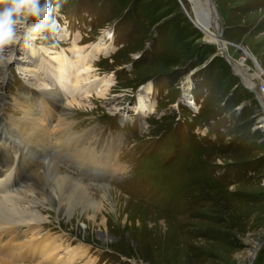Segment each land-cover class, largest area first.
Listing matches in <instances>:
<instances>
[{"label": "rangeland", "instance_id": "1", "mask_svg": "<svg viewBox=\"0 0 264 264\" xmlns=\"http://www.w3.org/2000/svg\"><path fill=\"white\" fill-rule=\"evenodd\" d=\"M212 1L231 60L255 74L257 64L264 73V0ZM58 2L57 27L42 32L37 49L65 51L71 64L76 61L71 51L76 37L84 54L90 45L106 39L113 51L92 63L91 81L111 77L108 93L103 98L94 93L87 99L76 96L73 106L61 111L46 98L33 100L35 88L26 84L15 65L6 70L9 77L0 70V143L9 138L12 147L30 152L34 145L23 127L41 124L53 144L46 162L53 161L59 174L88 187L100 210L77 208L67 218L35 204L46 222L22 229L35 240L19 247L23 242L15 237L14 225L7 226L0 235V258L8 250L15 264H34L42 254L31 255V248L44 236L60 245L57 259L75 248L85 249L78 264H264V130L258 129L263 107L219 54L221 48L206 41L195 26L191 2ZM32 23L29 18L17 26L20 39L15 46L4 47L3 54L15 50L16 58H23V38ZM64 27L68 38L62 36ZM45 63L34 81L47 84L42 87L46 94H56L60 81ZM261 82L264 75L257 77L256 86L260 88ZM190 98L198 109L192 108ZM71 99L62 95L60 105L65 107ZM140 100L147 110L136 109ZM27 102L36 105L38 119L32 114L24 117L20 109L23 103L31 109ZM43 112L47 116H41ZM66 125L72 136L83 137L79 146L92 149L96 156L113 147L121 171L88 173V168L60 155L54 148L61 144L56 135ZM35 135L29 132L30 137ZM27 175L30 172L13 187L23 190L33 183ZM94 212L96 224L108 222L107 228L87 225ZM251 252H257L255 257Z\"/></svg>", "mask_w": 264, "mask_h": 264}, {"label": "bare ground", "instance_id": "2", "mask_svg": "<svg viewBox=\"0 0 264 264\" xmlns=\"http://www.w3.org/2000/svg\"><path fill=\"white\" fill-rule=\"evenodd\" d=\"M189 1L191 2L194 12V24L204 34V39L211 44H216L220 48L223 47L226 50V44L219 39V35L221 34V25L215 7L211 6L207 0ZM29 26L30 25H28L27 28ZM61 31L64 38H68L70 36L67 28L64 27L61 29ZM41 38H44L43 33L33 34L32 39H29L28 37L23 38V58H16L17 51L15 50H11L10 54L7 56L3 54V48L0 49V70H2V74L7 76L6 74L8 73L6 70H8L11 65H15L20 71V74L22 75V78L26 84H30L35 89L40 90H33L35 95L33 100L38 102V100L46 98L50 101L53 108L61 109V111L63 108L67 109L73 106L72 104L75 103L76 96H79L80 98L82 97V99H87L93 93L96 94L97 97L103 98L106 96L109 90L108 87L112 82V78L108 77L97 81H91L93 71L92 63L98 59L99 56L107 55L109 52L113 51V46L108 44L106 39H102L96 44L90 45L88 52H85L84 54L83 49H80L77 44L79 37H76L72 43L71 49L73 53H76V61L75 63L71 62L70 64L66 59L65 51H57L52 47H41L37 49L36 39ZM15 44H17V42ZM12 46L13 44L8 45L7 47ZM219 50L221 52V49ZM247 54L253 59L251 54ZM68 59L70 60V58ZM45 61L48 63L45 64L50 67L52 75L57 76L56 78L60 81L59 86L61 90L56 94H46L43 92V89L47 84H38L39 79L34 81L36 77V71H38L40 67L44 65ZM256 66L258 68V73H249L248 68L244 67L243 63L233 62L235 73H237V75L239 74L238 76L241 78L243 83L246 84L244 85L249 90L257 87V77L264 75L261 70L262 68L260 69L259 65L257 64ZM191 88L192 83L190 80H188L185 86V91L187 94H189V90H191ZM149 92H151V89H149ZM62 95H64L66 98L67 96L72 97L69 102L70 104H65V107L60 105L62 103L60 102L62 100ZM50 98L52 99L50 100ZM258 99L261 102L264 111V95L259 94ZM188 102L192 104V108L198 109V104L196 105L194 103L193 98H190ZM27 105H29L31 109L25 107V103H23L24 108L20 109L23 112L24 117L30 116L31 114L37 117V110H34L36 109V105L31 106V103L28 102ZM142 108H146L147 110L149 106L140 100V103L137 105L136 109L139 112H142ZM151 109L152 107L150 110ZM58 112L60 111L57 110V113ZM47 114V112H43L41 116L45 117ZM36 119H38V117ZM260 122L262 125L259 126L258 129L261 128L264 130V116L261 118ZM2 123L3 120L0 111V127L2 126ZM42 124L44 125V123ZM67 125L60 131L59 135L55 134L56 138L61 140V144L59 146H54V148L59 151L60 155L70 158L71 161H75L79 168H88V173L91 171L100 174H114L121 171V167L117 165L113 159L115 155V149H113V147L108 150H103L104 152L100 156H96L92 149L79 146L83 137L72 136V128L68 129ZM69 126H72V124ZM41 128V124L35 123H27L23 127V132L28 138L27 141L34 145L30 152L18 149L15 145L12 147L11 142L8 144L10 141L9 138H4V141L7 143H0V235L7 230V226L14 225V234H16L15 237L20 242H23L22 245L21 243L17 244L19 247L28 245V242L35 240H31L30 238L26 237L24 231L22 230L23 227L29 224L32 225L46 222V217L42 216L41 211L35 207V204L42 205V207H47V209L50 208L59 217L65 216L67 218L74 214L77 208H80L83 211L99 212L100 210V207L97 205L98 203L96 202L97 204H95V202H93V200L90 198L91 196L89 195L90 193L88 187L84 186V184L82 185L79 182H76L68 175L59 174L58 168L55 166V164H53V161L52 163L46 162L48 161L49 157L47 149H52L53 144H49L50 140L48 139V134L46 131H44L45 129ZM29 132H35L36 135L30 137ZM86 139L88 138H84L83 142H85ZM27 171L30 172V175H27L30 176L28 179L33 181V183L28 185L26 184L27 186L24 187L23 190L14 188L13 183L15 181L16 183L21 180L24 181L22 175H26ZM18 186H20V184ZM105 191L106 189L104 192ZM14 193L22 194L25 199H19L18 197L20 196L17 197ZM23 203H26L27 206L21 205ZM97 212H94L92 219L86 220L87 225L90 228H107L108 222L105 223L104 221H101V223L98 225L96 224L98 219L96 218L95 213L97 214ZM13 219L17 220V222H14ZM101 236L106 235L102 234ZM26 238L29 241H27ZM38 239H36V245H34L35 243L31 244V246L34 245L31 248V255L34 256L40 251L42 256L37 257L35 259L37 263L35 262L34 264H78L80 260H82L86 255V250L78 247L69 252L67 257H61L57 259V250L60 245L57 247L56 240L50 242L51 239L44 236H42L40 240ZM48 243H50L52 246L49 249L46 248ZM256 254L257 252L250 253V255L253 257H255ZM11 256L12 254L8 250H5L2 258H0V264H15V262L11 260ZM16 262L18 261L16 260Z\"/></svg>", "mask_w": 264, "mask_h": 264}, {"label": "clouds", "instance_id": "3", "mask_svg": "<svg viewBox=\"0 0 264 264\" xmlns=\"http://www.w3.org/2000/svg\"><path fill=\"white\" fill-rule=\"evenodd\" d=\"M59 7L58 0H0V49L20 39L17 26L29 18L35 21L26 29L29 39L45 30L54 31L57 27L54 13Z\"/></svg>", "mask_w": 264, "mask_h": 264}, {"label": "water", "instance_id": "4", "mask_svg": "<svg viewBox=\"0 0 264 264\" xmlns=\"http://www.w3.org/2000/svg\"><path fill=\"white\" fill-rule=\"evenodd\" d=\"M208 1V3L211 5V6H213V7H215L216 8V6H215V4L213 3V1L212 0H207ZM216 11H217V8H216ZM217 14H218V11H217ZM220 20V19H219ZM219 39L221 40V41H223V32L221 31V34L219 35ZM220 55H222V56H224V57H226L228 60H229V62H230V64L233 66V61L231 60V58L229 57V55H228V53L226 52V50L223 48V47H221V52L219 53ZM218 54V55H219ZM218 55H216L215 57H217ZM234 68V67H233ZM237 75V74H236ZM251 91L258 97L259 96V94H260V88L257 86V87H255L254 89H251Z\"/></svg>", "mask_w": 264, "mask_h": 264}, {"label": "built area", "instance_id": "5", "mask_svg": "<svg viewBox=\"0 0 264 264\" xmlns=\"http://www.w3.org/2000/svg\"><path fill=\"white\" fill-rule=\"evenodd\" d=\"M260 94L264 95V82H261L260 84Z\"/></svg>", "mask_w": 264, "mask_h": 264}]
</instances>
